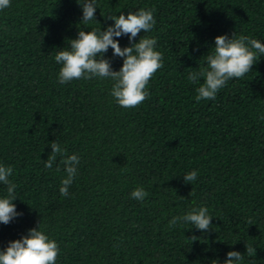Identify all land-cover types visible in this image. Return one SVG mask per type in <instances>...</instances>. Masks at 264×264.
<instances>
[{"label":"trees","instance_id":"1","mask_svg":"<svg viewBox=\"0 0 264 264\" xmlns=\"http://www.w3.org/2000/svg\"><path fill=\"white\" fill-rule=\"evenodd\" d=\"M82 3L10 0L0 10V165L13 169L22 213L0 224V250L39 223L58 245L56 264H223L245 245L255 256L240 264H264V54L215 100L197 102L187 80L218 35L264 44V0H96L88 24ZM141 8L156 24L133 42L154 38L163 56L141 104L120 107L109 78L58 82L54 57L79 30H103L113 23L106 15ZM114 39L130 46L127 36ZM104 58L122 66L111 48ZM54 141L65 156L49 169ZM73 154L80 162L63 197L61 160ZM191 171L197 179L185 183ZM137 187L148 193L142 201L131 197ZM199 207L212 217L207 232L169 227Z\"/></svg>","mask_w":264,"mask_h":264},{"label":"clouds","instance_id":"2","mask_svg":"<svg viewBox=\"0 0 264 264\" xmlns=\"http://www.w3.org/2000/svg\"><path fill=\"white\" fill-rule=\"evenodd\" d=\"M82 10L81 20L84 24L95 20L96 0H83L78 4ZM10 6V0H0V10ZM105 16V15H104ZM113 23L103 30H79L76 38L69 40L68 50L59 51L54 59L61 65L58 72V82L66 84L73 80H90L93 78H109L112 83L110 95L122 108H135L148 96L147 86L153 75L163 67V56L155 50L156 39L147 36L134 38L140 33L150 32L156 21L151 9L143 8L127 15H106ZM98 22V21H97ZM127 36L130 46L121 48L114 37ZM111 48L113 56L122 58V66L118 71L112 70L104 54ZM205 57L206 66L198 71H190L187 80L197 85L195 100H215L220 89L233 78H242L253 70V66L264 54V44L246 35L231 36L218 35L214 38V47ZM201 79L203 82L201 83ZM264 119V117H262ZM51 155L45 160L44 166L52 168L57 156H65V150L57 142L50 144ZM76 155L66 156L61 160L66 177L61 180L59 192L61 196H69L68 188L72 184L79 164ZM13 169L0 165V184L6 186L7 195L0 198V224L7 225L16 217L22 215L13 203L16 200L17 185L9 177ZM198 173L191 171L183 175L185 183L197 179ZM148 193L137 187L131 192V197L144 200ZM212 217L206 207L193 208L187 214L174 216L169 221V227L178 224H190L199 231L207 232ZM251 225V221H249ZM197 237L193 236L192 240ZM256 248L245 245V253L228 251L223 264H240L247 257H254ZM59 248L56 241L49 238L39 223L28 230L20 239L9 241L0 250V264H56ZM215 264L218 261L215 260Z\"/></svg>","mask_w":264,"mask_h":264}]
</instances>
